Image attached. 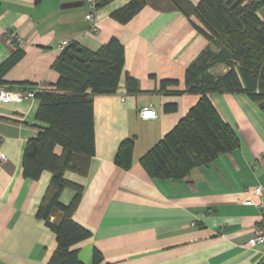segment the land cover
<instances>
[{"label": "crops", "instance_id": "1", "mask_svg": "<svg viewBox=\"0 0 264 264\" xmlns=\"http://www.w3.org/2000/svg\"><path fill=\"white\" fill-rule=\"evenodd\" d=\"M130 1L98 8L93 33L84 0H0V67L22 54L0 77V90L54 92L60 74L53 65L63 41L97 52L116 38L125 48L117 92L93 97L95 154L83 166L86 173L64 175L82 188L73 219L92 233L77 245L81 261L93 264L98 249L111 264H264V244L246 247L260 210L245 203H258L254 189H264V111L245 94L213 95L240 146L183 179L151 178L141 158L198 104L200 96L187 92L186 70L209 42L193 26L202 0H147L127 24L114 20ZM259 15L264 19V8ZM227 71L225 65L211 69L213 75ZM126 75L137 80L139 92L128 89ZM165 81L176 84L162 87ZM168 105L176 109L167 111ZM39 106L36 97L0 103V264H49L57 249L55 233L37 218L53 174L24 176L27 143L46 127L37 119ZM148 106L157 119L140 118ZM126 140L134 141L129 170L115 163ZM54 153L61 156L63 148ZM75 195L66 188L60 202L70 205Z\"/></svg>", "mask_w": 264, "mask_h": 264}, {"label": "trees", "instance_id": "2", "mask_svg": "<svg viewBox=\"0 0 264 264\" xmlns=\"http://www.w3.org/2000/svg\"><path fill=\"white\" fill-rule=\"evenodd\" d=\"M113 0H99L98 8ZM147 0H131L114 12L112 18L121 24L130 22ZM264 0H202L195 8L193 26L209 42L196 61L186 70L187 92L200 96L198 104L178 125L141 158L151 178L180 180L191 170L208 165L220 155L240 146V139L225 123L214 107L215 94H245L264 111V19L259 11ZM22 54L17 53L0 67V77ZM225 65L228 71L213 75L211 69ZM125 67V48L116 38L97 52L71 42L55 61L60 74L54 92H36L40 101L37 119L46 127L27 143L24 153V176L38 180L42 173L53 174L51 184L37 212L56 235L57 249L49 264H83L77 245L92 233L77 224L74 213L81 199L82 188L65 179L67 170L86 173L85 162L95 154V95L117 92ZM176 84L174 81L162 82ZM126 85L137 93L138 82L126 75ZM176 107L168 105L167 111ZM63 148L61 156L54 153ZM134 141L121 143L115 163L129 170L133 161ZM66 188L76 195L70 205H63L60 196ZM55 218L54 221H51ZM93 264L105 262L98 249L93 251Z\"/></svg>", "mask_w": 264, "mask_h": 264}, {"label": "built area", "instance_id": "3", "mask_svg": "<svg viewBox=\"0 0 264 264\" xmlns=\"http://www.w3.org/2000/svg\"><path fill=\"white\" fill-rule=\"evenodd\" d=\"M87 5V15L86 18L92 23V32L97 33L99 31V25L96 21V14L99 6V0H84ZM9 42H13V39L9 38ZM15 43L21 47L24 45L25 41L22 38H17ZM69 45V42L63 41L60 45L63 50ZM34 91L29 90H0V103H14L23 102L26 99L34 98ZM158 117L157 111L151 107H145L140 111V118L143 120H155ZM5 158L4 156L1 159ZM255 194L260 198V201L256 203L252 199L245 201L246 204H255L260 210V220L255 228L253 237L248 241L246 247L255 248L256 246L264 244V189L262 186H257L254 189Z\"/></svg>", "mask_w": 264, "mask_h": 264}]
</instances>
